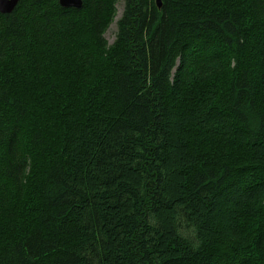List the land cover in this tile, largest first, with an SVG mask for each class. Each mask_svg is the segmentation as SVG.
Masks as SVG:
<instances>
[{
	"label": "trees",
	"instance_id": "16d2710c",
	"mask_svg": "<svg viewBox=\"0 0 264 264\" xmlns=\"http://www.w3.org/2000/svg\"><path fill=\"white\" fill-rule=\"evenodd\" d=\"M116 1L0 13V264H264V0Z\"/></svg>",
	"mask_w": 264,
	"mask_h": 264
},
{
	"label": "water",
	"instance_id": "95a60500",
	"mask_svg": "<svg viewBox=\"0 0 264 264\" xmlns=\"http://www.w3.org/2000/svg\"><path fill=\"white\" fill-rule=\"evenodd\" d=\"M19 0H0V12L10 13L17 5ZM158 7H161V0H155ZM63 7L80 6L81 0H59Z\"/></svg>",
	"mask_w": 264,
	"mask_h": 264
},
{
	"label": "rangeland",
	"instance_id": "374dc122",
	"mask_svg": "<svg viewBox=\"0 0 264 264\" xmlns=\"http://www.w3.org/2000/svg\"><path fill=\"white\" fill-rule=\"evenodd\" d=\"M123 8H124V1L123 0H117L115 3V9H116L115 14L113 16L112 21L109 24L108 29L106 30V32L104 34V38L107 40V42L109 44H111L115 39V35H116V31H117V21L121 17V14L123 12Z\"/></svg>",
	"mask_w": 264,
	"mask_h": 264
},
{
	"label": "bare ground",
	"instance_id": "6f19581e",
	"mask_svg": "<svg viewBox=\"0 0 264 264\" xmlns=\"http://www.w3.org/2000/svg\"><path fill=\"white\" fill-rule=\"evenodd\" d=\"M155 1V0H154ZM19 2V1H18ZM58 2H59V0H58ZM59 4H60V2H59ZM155 4H156V1H155ZM61 5V4H60ZM81 5H82V0H81ZM81 5L79 6V7H81ZM161 5H162V0H161ZM62 6V5H61ZM156 6H157V4H156ZM63 7V6H62ZM69 7H74V8H79L78 6H69ZM158 7V6H157ZM15 8V7H14ZM158 8H161V7H158ZM1 13V12H0Z\"/></svg>",
	"mask_w": 264,
	"mask_h": 264
}]
</instances>
